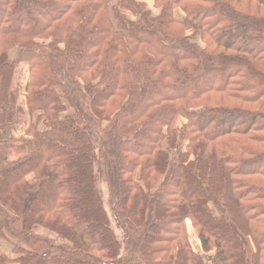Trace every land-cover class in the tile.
<instances>
[{
	"label": "trees",
	"instance_id": "16d2710c",
	"mask_svg": "<svg viewBox=\"0 0 264 264\" xmlns=\"http://www.w3.org/2000/svg\"><path fill=\"white\" fill-rule=\"evenodd\" d=\"M0 237V264H264V0H0Z\"/></svg>",
	"mask_w": 264,
	"mask_h": 264
},
{
	"label": "rangeland",
	"instance_id": "374dc122",
	"mask_svg": "<svg viewBox=\"0 0 264 264\" xmlns=\"http://www.w3.org/2000/svg\"><path fill=\"white\" fill-rule=\"evenodd\" d=\"M144 2H146V1H144ZM176 16H177V18L181 19L182 16H183L182 11L177 10ZM11 56L12 57L16 56V51L15 50L11 51ZM26 73H27L26 68H23V70H21L20 73L17 75V77L19 76V78H20V79L18 78V81L21 84V88H22L23 91H24L25 81H26V78H27ZM14 88L21 93L20 94V99H19V105L20 106H24V104H25L24 93L22 92V90H21L19 84H17V82H15ZM19 117L15 121V123H17V124L14 127H12V125L10 126V128H9L10 130H8V136H13V135H16L18 137L19 136L20 137L24 136V126L26 125V122L28 120H31V117H30V114L25 113V112H23L22 115L19 116ZM182 123H185V120H181L179 122V125H181ZM19 154L23 155L24 153H19ZM97 170H98V173H99V176H100V180L101 181H105L104 180L105 177H104V174H103V162L102 161H100L97 164ZM102 184L99 185L100 186L99 189H102ZM190 236H191V239L193 240V243H194V246H195L196 250L199 251V252H202V250L200 248V245H199V242H198V239H197L196 230L191 228ZM12 248H13V243H12L11 240H8L6 238L0 237V250L4 251L5 253L11 254V256H14V254L12 252ZM205 255H207V254H205Z\"/></svg>",
	"mask_w": 264,
	"mask_h": 264
},
{
	"label": "crops",
	"instance_id": "0c3cea01",
	"mask_svg": "<svg viewBox=\"0 0 264 264\" xmlns=\"http://www.w3.org/2000/svg\"><path fill=\"white\" fill-rule=\"evenodd\" d=\"M142 1H146L148 4H150V5H153L154 4V0H142ZM181 11V10H180ZM183 13V12H182ZM183 16H184V14H183ZM182 16V17H183ZM23 68H26V70H27V73H26V75H27V77H28V65L27 64H25V63H22L20 66H19V68H18V70H17V74H16V79H15V82H17V84H19V86H20V88H21V84L19 83V81H18V78H19V76L17 77V75L20 73V71L21 70H23ZM20 79V78H19ZM27 79V78H26ZM26 82V81H25ZM21 90H22V88H21ZM22 92L24 93V91L22 90ZM20 93V92H19ZM21 94V93H20ZM25 97V96H24ZM19 99H20V97H19ZM20 106V105H19ZM24 109H25V113H28L27 112V108H26V101H25V104H24V106H22ZM29 114V113H28ZM22 115V113L19 115V116H21ZM18 116V117H19ZM17 117V118H18ZM31 117V116H30ZM20 118V117H19ZM17 120V119H16ZM31 120H32V118H31ZM31 120H28L27 122H26V125L24 126V136H22V137H18V136H16V135H13V136H8L9 138H23V137H25L26 136V128H27V126L29 125V123L31 122ZM17 123H15L14 122V125H12V127H14L15 125H16ZM10 130V129H9ZM19 153H22V152H16V151H11L10 153H9V159L10 160H17V159H19L20 157H22L23 155H20ZM2 251V250H1ZM4 252V251H3ZM12 252H13V248H12ZM7 255H9L10 257H12V258H14V257H16V255L14 254V256H11V254H8V253H6Z\"/></svg>",
	"mask_w": 264,
	"mask_h": 264
}]
</instances>
